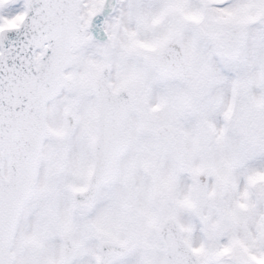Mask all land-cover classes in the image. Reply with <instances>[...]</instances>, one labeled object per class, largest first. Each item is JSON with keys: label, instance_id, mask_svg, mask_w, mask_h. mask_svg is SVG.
I'll return each mask as SVG.
<instances>
[{"label": "snow or ice", "instance_id": "1", "mask_svg": "<svg viewBox=\"0 0 264 264\" xmlns=\"http://www.w3.org/2000/svg\"><path fill=\"white\" fill-rule=\"evenodd\" d=\"M0 264H264V0H0Z\"/></svg>", "mask_w": 264, "mask_h": 264}]
</instances>
